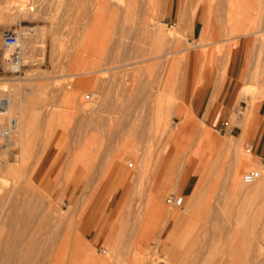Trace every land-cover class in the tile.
Segmentation results:
<instances>
[{
	"label": "rangeland",
	"instance_id": "374dc122",
	"mask_svg": "<svg viewBox=\"0 0 264 264\" xmlns=\"http://www.w3.org/2000/svg\"><path fill=\"white\" fill-rule=\"evenodd\" d=\"M99 1L0 0V99L7 100L4 112H0V133L11 118L20 115L25 129V135L14 133L16 137L12 136L7 150L8 142L0 135V165L20 169L12 174L0 171V193H9L7 202L11 199L19 206L27 192V203L32 206L28 203L25 208H29L28 224L24 223L23 229L44 242L50 228L39 225L44 210L36 205V199L45 201L58 181H63L70 163L81 160V164L100 166L122 156L126 158L122 166L127 180L113 190V205L107 202L93 220L91 217L86 231L79 235L83 237V243L78 240L80 249L106 260H123L129 249L127 243L132 246L133 235L139 230L137 217L151 207L147 203L152 196L156 206H152L154 216L148 218L149 238L138 244L148 245L145 255L149 260L159 257V264H264V161L248 140L234 137L237 128L245 130L248 125L253 98L264 91V84L260 91L258 86L244 87L242 92L253 98L245 100L246 109L240 115L226 119L227 129L208 125L197 111L201 92L221 80L233 40L242 35L256 37L255 81L264 80V0ZM198 20L205 24L204 36L191 40L192 27ZM28 28L34 31L24 44L25 65L16 72L3 37L7 31L26 32ZM156 30L170 37L164 45L167 48L161 51L155 40ZM169 51L174 53L154 58ZM166 64L165 78L161 71ZM92 65L100 71L88 73ZM92 76L96 81L92 82ZM12 97L19 105L10 113ZM217 142L225 143V147ZM129 162H136L137 170L128 166ZM98 168L93 172L100 175L91 172L93 182L107 175ZM251 170L259 172L258 188L243 182L244 174ZM136 176L139 180L132 188L134 194L130 192L139 201L132 206L131 223L125 221L131 227L125 222L120 227L116 209L127 181ZM103 180L93 194L89 193L81 218ZM27 183L30 186H25ZM199 198L201 210L195 213ZM61 200L58 194L53 205L67 210L69 198ZM192 214L194 221L179 226L174 238L171 233L167 235L169 240L173 238L169 243L164 237L170 220L166 218ZM179 221L177 218L175 226ZM66 228L63 222L51 231L56 237ZM14 229L18 231V227ZM6 231L2 225L0 245L8 241V235H3ZM157 240L163 250L156 254L152 252ZM134 253L129 264L133 258L134 262L142 258ZM4 258L0 248V264L7 261ZM37 258L32 255L31 262H39ZM61 263L78 264L69 258Z\"/></svg>",
	"mask_w": 264,
	"mask_h": 264
},
{
	"label": "bare ground",
	"instance_id": "6f19581e",
	"mask_svg": "<svg viewBox=\"0 0 264 264\" xmlns=\"http://www.w3.org/2000/svg\"><path fill=\"white\" fill-rule=\"evenodd\" d=\"M219 1V0H218ZM228 1V0H227ZM247 1V0H246ZM251 2V0H249ZM100 3H106L105 0H100L99 1ZM220 2V1H219ZM234 2V1H233ZM246 3V2H245ZM249 4V3H248ZM73 5V4H72ZM193 5V4H192ZM250 5V4H249ZM245 6V5H244ZM253 6V5H252ZM24 8V7H23ZM27 8V7H26ZM237 8V7H236ZM250 9V8H249ZM20 10V9H19ZM25 10V9H24ZM77 10V9H76ZM248 11V10H247ZM231 12V11H230ZM241 13V12H239ZM18 14V13H17ZM16 14V15H17ZM249 14V13H248ZM240 15V14H239ZM250 15V14H249ZM246 16V15H245ZM235 20V19H234ZM240 21V20H239ZM241 24V23H240ZM144 29L147 30L146 27H144ZM251 29V28H250ZM249 29V30H250ZM264 29V28H263ZM29 30V29H28ZM26 30V32L28 31ZM162 30V29H161ZM161 30H156L155 32V37H156V42H157V45H158V49L159 51H161V49L164 47L166 41L170 38L168 34H166L165 32H162ZM177 30V29H175ZM34 31V30H33ZM26 32H21L19 31V35H20V40L22 42V45L23 47L24 44H25V41L27 40V38L29 37V35L31 34H27ZM154 34V32L152 33ZM175 36V35H174ZM154 37V38H155ZM175 39V38H174ZM175 41V40H174ZM206 44V43H205ZM116 45V44H115ZM118 46L120 45L119 43L117 44ZM165 49L167 47H164ZM163 49V50H165ZM162 50V52H163ZM175 51V50H174ZM174 51H169L168 53L166 52L164 55L163 54H158L156 56H154V58H162L163 56H168L172 53H174ZM165 52V51H164ZM6 53L8 54V56L10 57L11 55V50L7 48V51ZM95 56V55H94ZM170 57V56H169ZM24 58H25V54H24ZM90 58V57H89ZM153 58V59H154ZM87 61V60H86ZM93 61V60H91ZM159 61V60H158ZM173 61V60H172ZM175 61V60H174ZM181 61V60H180ZM88 63V62H87ZM172 63V62H171ZM170 63V64H171ZM175 63V62H174ZM174 63H172V66L175 65ZM182 64V63H181ZM96 65V63H95ZM170 66V67H172ZM88 67V65H87ZM99 67V66H98ZM16 72H20L21 69H17L16 67H12ZM92 71H89L88 73H92V74H96L97 72L100 71V69H96L95 67H93L92 65ZM105 69V68H103ZM89 70H90V67H89ZM110 70V69H109ZM84 71V70H83ZM105 72L106 69L104 70ZM82 72V71H81ZM87 72V71H86ZM101 72H102V68H101ZM162 76L166 78V73L167 72V64L166 66L164 65V68L162 69ZM171 72V71H170ZM172 73V72H171ZM81 74V73H80ZM91 74V75H92ZM78 75V74H77ZM75 75V76H77ZM168 76V75H167ZM82 77V75H81ZM172 77V76H171ZM87 80V79H86ZM98 80V79H97ZM93 81H96V78L94 76H92V82ZM78 82V81H77ZM83 84V83H82ZM85 85V84H84ZM11 105H10V113H13L11 111H14V108L16 106L19 105V103L17 102V98L16 97H12L11 98ZM3 103L4 106H3V109L0 108V112L3 113L6 106H7V100H6V97H3L2 99H0V104ZM17 108V107H16ZM19 109V108H18ZM21 115L20 116H15L13 118L10 119V121L7 122V125L4 126L3 130L1 131L0 135L2 137V140H5L7 141V147H6V150L7 148L9 147L10 145V139L12 138V136L14 135L16 137V134H14L15 132H19L20 134L18 135H25V129H24V126L22 124V117ZM24 119V118H23ZM16 122V126L13 128L12 127V123L13 122ZM25 121V120H24ZM123 128V127H122ZM125 128V127H124ZM28 130V129H27ZM114 133V132H113ZM118 133V132H117ZM109 134V133H108ZM116 134V133H115ZM13 136V138H14ZM19 136V137H20ZM94 136V135H93ZM105 136V135H104ZM110 136V135H109ZM18 137V136H17ZM117 138V136H116ZM94 139V138H93ZM109 139V138H108ZM118 139V138H117ZM14 140V139H12ZM18 140V139H16ZM15 140V141H16ZM112 140V139H111ZM115 141V139H114ZM4 143V142H2ZM14 143V141H13ZM97 143V142H96ZM114 143V142H113ZM219 146H224L225 147V143L222 144L219 142H217ZM1 144V143H0ZM15 144V143H14ZM107 144H109V142H107ZM100 145V144H99ZM12 146V145H11ZM3 147V146H2ZM98 147V146H97ZM101 148V147H100ZM5 152V151H4ZM97 154V153H96ZM111 156V155H110ZM121 156V155H120ZM98 157V156H97ZM247 157H250V154L247 153ZM109 158V157H108ZM107 158V159H108ZM114 158V157H113ZM112 158V159H113ZM99 159V158H98ZM105 158H103L104 160ZM6 160V159H5ZM106 160V159H105ZM104 160V161H105ZM110 160V159H108ZM107 160V161H108ZM126 160V158H125ZM123 159V157H117V159H114L113 161L111 162H107L98 166L96 163H93L90 162V163H84V164H81V162H84V161H81L79 163L77 162H74V163H70L69 166H67V170L65 173L66 176H62L64 177L61 178L63 179V181H58L56 179V181H58V185L56 188H54V191L52 190V193L50 195H48L47 193V197L44 199L45 201L44 202H39V200H37L36 198V202H37V206L40 205V207L42 208V211L44 210V214H41L42 218H41V224H39L40 226H43V227H48L49 231L46 233V238L44 239V242L42 241H38V239L36 237L32 235H29L28 232L23 229L25 228L24 226V223L26 221V218H27V210L29 211V208L25 210L26 206L28 205L27 203V199H26V196H27V192L25 190H23L24 192V198L20 199L22 200L21 203L19 202V206H17L15 203H13L10 199V202H12V204H10V202L8 203L7 200V196H9V193H0V227L5 226V228H7V231L5 234V236L8 235V241H6L3 245H0V248L3 250L4 254H5V258L4 259H7L6 262H4L3 264H62L61 262H63V260H66L67 258H69L70 260L72 261H75L77 262L78 264H129L128 263V259L130 256L137 253L136 257L137 256H141L142 258H140L139 261L137 262H134L136 260V258L133 260L130 261V264H159V257H154V258H151V260H149L148 256L145 255V251H146V248H148V245H145L144 246H141L138 245L140 244V242H143V239L144 238H149V235H148V231L147 229H149L150 227V223L148 222V218H150V216H154V215H151V213L153 212V208L152 206H156L155 205V202L154 200L151 198L152 196H150V200L148 201V203L146 202V200H143L145 201V203L148 204V206H151L149 208H145L144 210V214L141 215L139 214V212H137L139 215L138 220L137 221V225H138V232L133 235L135 238H133V243L132 241H130L132 243V246H130L128 243V247L129 249L126 251V254H125V257L122 258L121 257H118L121 261L118 262V260L116 262L110 260V258L108 259V255L106 254V259H103V258H100V257H97V254L95 253H91L90 250H82L80 249L79 247V243H78V240H80L81 238L83 237H80L82 233H84L87 229V225L89 223V221L91 220V217H92V220L94 219V214L98 211V209H100L102 206L105 207L107 202L110 201V204L111 206L113 205L114 201H115V196H112V192L113 190L116 188V186H123L127 180V174H126V170L124 169V167L122 166V163L125 161ZM7 161V160H6ZM5 161V162H6ZM78 161V160H77ZM123 161V162H122ZM128 162V161H127ZM7 163V162H6ZM5 163V164H6ZM136 163V162H134ZM134 163H128V166H130L131 168L132 167H135L134 166ZM136 165V164H135ZM3 166V165H2ZM0 165V171H3L5 172V174H12V173H16L17 171H19L20 169H18V167L16 168L15 166L13 165H8L5 166V167H2ZM127 166V167H128ZM137 166V165H136ZM97 167H99L100 169H102V171L104 172H107V175L105 176L104 180H103V177H97L98 180H96L95 182H93V178L95 175L97 174H94L93 170ZM20 168V167H19ZM98 168V169H99ZM136 168V169H135ZM134 168V171L137 170V167ZM95 169V170H96ZM100 169L98 171H100ZM104 169V170H103ZM129 169V168H128ZM127 169V170H128ZM133 169V168H132ZM235 171V170H234ZM251 171H255V170H251ZM2 172V173H3ZM94 174V176L91 177V174L92 173ZM97 172V170H96ZM258 172V171H256ZM136 173V172H135ZM92 174V175H93ZM236 174V173H235ZM259 174V172H258ZM100 175V174H98ZM97 175V176H98ZM234 175V174H233ZM61 176V177H62ZM260 177V175H259ZM101 180H103L102 182V185H101V188H100V191L99 193L95 196L94 200H92L90 206L88 207V209L86 210V212L84 213V215L82 216V218L80 217L81 215V211H83L84 209V206L87 202V199H88V196H89V193L92 191V194H93V191L94 189L97 187V185L101 182ZM139 180V177L136 176L131 178L130 180L127 181L125 187H124V191L122 193V196H121V199H120V204L119 206L117 207L116 211L118 212V221L119 223L121 224L120 227H122L123 223L131 218L129 216L130 215V212L134 209L132 206H137V200L136 201V198L134 200V197H131V193L134 191V189L132 190V188H135L136 185H137V182ZM239 180V179H238ZM258 181H259V178L253 183L254 185L252 184H247L249 186H252L254 188H258ZM93 182V184H92ZM244 182V180H243ZM30 183V182H29ZM245 183V182H244ZM73 184V186H72ZM130 184H133L132 186ZM246 184V183H245ZM27 185L28 187V183L25 184V186ZM233 185L234 187H236L238 185L237 183V179L235 180V178L233 179ZM23 186V189L27 188ZM30 186V185H29ZM72 186V187H71ZM179 186V185H178ZM177 186V187H178ZM25 187V188H24ZM32 187V186H31ZM40 187V186H39ZM180 187V186H179ZM20 188V187H19ZM28 189V188H27ZM38 189V187H37ZM130 189L132 190V192H130ZM197 189V188H196ZM43 190V189H42ZM195 190V189H194ZM38 191V190H37ZM118 191V190H117ZM22 192V193H23ZM44 192V191H43ZM29 193V192H28ZM31 193V192H30ZM39 193V192H38ZM32 194V193H31ZM59 196L61 195V198L63 201L65 198H69V202H70V206L67 210H64L62 209L61 207H55L53 205V199L55 196ZM134 194V192H133ZM193 197L196 196L197 194V190L193 191L192 193ZM33 195V194H32ZM31 196V195H30ZM34 196V195H33ZM39 196V195H38ZM41 196V194H40ZM134 196V195H133ZM37 197V195L35 196ZM42 197L44 198V196L42 195ZM40 197V198H42ZM136 197V196H135ZM143 197V196H142ZM30 198H33V197H30ZM147 199V198H146ZM142 200V199H141ZM198 200V199H197ZM197 200L195 201V203L197 204V212H199L201 210V199L199 198V201L197 202ZM102 201V203L100 204V202ZM135 202L134 205H132V202ZM35 202V203H36ZM133 202V203H134ZM141 202V201H140ZM139 202V203H140ZM33 203V201H32ZM31 203V204H32ZM196 204H193L194 207L196 206ZM30 205V203H29ZM34 205V204H33ZM140 205V204H138ZM145 205V204H144ZM32 206V205H30ZM35 206V205H34ZM36 206V207H37ZM141 206V209H142V205ZM188 206V205H187ZM186 206V207H187ZM132 207V208H131ZM38 208V207H37ZM35 208V209H37ZM44 208V209H43ZM111 208V207H110ZM128 208L127 212L128 214H126L124 211L125 209ZM152 208V209H151ZM18 209H20L21 211H19ZM34 209V210H35ZM136 209V208H135ZM186 209V208H185ZM190 209V208H189ZM33 210V209H31ZM156 210V208L154 209ZM37 211V210H36ZM137 211V210H136ZM139 211V210H138ZM157 211V210H156ZM155 211V212H156ZM161 211V210H159ZM192 211V212H193ZM158 212V211H157ZM189 212V211H188ZM41 213V212H40ZM124 213V214H123ZM132 213V212H131ZM140 213H143V212H140ZM167 213V212H166ZM186 213V212H185ZM194 213V214H195ZM178 214V213H177ZM176 214V215H177ZM194 214H192L191 216H187V215H184L182 217H177V218H180V221L176 224L177 226H175L174 222L177 220V218H170L171 215H169V218H166V219H170L169 220V225H168V228L166 229V232L164 233V237L166 238V240H169L168 236L170 233L172 234L173 238L175 237L174 235L178 232L177 228L179 226H182L186 221L189 220V222L191 221H194ZM160 216V215H159ZM178 216V215H177ZM181 216V215H180ZM97 217V216H96ZM134 216H132L133 218ZM136 218V217H134ZM133 218V219H134ZM32 219V218H31ZM43 220V221H42ZM137 220V219H136ZM135 221V220H133ZM152 221V219H151ZM157 221V220H156ZM168 221V220H167ZM166 221V222H167ZM29 222V221H28ZM43 222V223H42ZM63 222H66L67 225H68V228H66V231L64 232H60V234L56 237H54L53 233H52V229L51 228H54L55 226H60ZM130 222V221H129ZM128 222V223H129ZM126 223V222H125ZM131 223V222H130ZM136 223V222H135ZM25 224H28V223H25ZM119 224V225H120ZM134 224V223H133ZM188 224V223H187ZM191 224V223H190ZM127 225V223H126ZM186 225V223L184 224ZM18 227V231L17 232H14V228ZM39 226V228H40ZM128 226V225H127ZM189 226V225H188ZM191 226V225H190ZM129 227V226H128ZM131 227V226H130ZM129 227V228H130ZM133 227V226H132ZM153 227V226H152ZM20 228V230H19ZM135 227H133L134 229ZM154 228V227H153ZM183 228V227H182ZM132 229V228H131ZM163 229V228H161ZM177 229V230H176ZM16 231V230H15ZM38 231H42V229H38ZM120 231V230H119ZM152 231H154L152 229ZM173 231V233H172ZM177 231V232H176ZM180 231V229H179ZM133 232V231H132ZM131 230H130V233H132ZM163 232V231H161ZM176 232V233H175ZM152 233V232H151ZM133 234V233H132ZM153 234V233H152ZM162 234V233H161ZM80 235V236H79ZM116 235V234H115ZM151 235V234H150ZM127 236H130L127 234ZM132 236V235H131ZM132 236V237H133ZM160 236V235H159ZM170 236V235H169ZM171 236V237H172ZM179 236V234H178ZM80 237V238H79ZM156 238L159 240L160 237L158 238V236H156ZM173 238L170 240H173ZM83 240V239H82ZM82 240H80L82 242ZM132 240V239H130ZM148 240V239H147ZM157 240V242H158ZM169 240V241H170ZM115 242V241H114ZM113 242V244H114ZM83 243V242H82ZM117 243H119V241H117ZM144 243V242H143ZM146 244L148 243L147 241L145 242ZM171 243V241L169 242ZM20 244V246H19ZM22 244V245H21ZM86 243H84L85 245ZM112 244V245H113ZM125 245V244H124ZM125 245V246H127ZM112 247V246H111ZM120 247V245H119ZM166 247V246H165ZM83 248H85V246H83ZM116 248V247H115ZM122 248V247H121ZM120 248V250H121ZM150 248V247H149ZM154 248V247H153ZM151 248V249H153ZM87 249V248H85ZM127 249V248H126ZM159 249L163 250V248L160 246V241L157 243V245H155V248L153 249L154 252L152 253H156L157 251H159ZM165 249V248H164ZM114 250V249H113ZM117 250V248H116ZM123 250V251H122ZM121 251L124 252V247ZM87 251H90L89 253ZM97 251V250H96ZM148 251V250H147ZM108 252V251H107ZM112 253V252H111ZM116 254L117 251H115ZM120 253V252H119ZM125 253V252H124ZM149 253V251H148ZM147 254V253H146ZM150 254V253H149ZM157 254V253H156ZM32 255H37V257L40 259L39 262L37 261V263L35 262H31V257ZM114 255V254H113ZM120 255V254H119ZM118 255V256H119ZM100 256V255H99ZM134 256V255H133ZM104 257V256H103ZM112 257V255H111ZM168 257V256H167ZM182 257V256H181ZM37 258V259H38ZM8 259L10 260V262H8ZM112 259V258H111ZM114 259V258H113ZM264 259V258H263ZM33 260V259H32ZM172 261V260H171ZM163 262V261H162ZM203 262V261H202ZM171 263V262H170ZM258 263V262H257ZM261 263V262H260ZM163 264V263H162ZM195 264V263H194Z\"/></svg>",
	"mask_w": 264,
	"mask_h": 264
},
{
	"label": "crops",
	"instance_id": "0c3cea01",
	"mask_svg": "<svg viewBox=\"0 0 264 264\" xmlns=\"http://www.w3.org/2000/svg\"><path fill=\"white\" fill-rule=\"evenodd\" d=\"M204 32L205 24L198 20L192 27L191 40L202 39ZM258 49L254 35H242L233 40L221 80L217 85L204 89L198 99V116L208 125L227 129L226 119L232 114L240 115L246 109L243 107L245 100L253 98L242 92L244 87L258 86V91L261 90L264 80L255 81ZM253 99L255 103L250 108V121L245 130L237 128L234 137L248 140L254 153L264 158V91Z\"/></svg>",
	"mask_w": 264,
	"mask_h": 264
},
{
	"label": "built area",
	"instance_id": "2783aa9c",
	"mask_svg": "<svg viewBox=\"0 0 264 264\" xmlns=\"http://www.w3.org/2000/svg\"><path fill=\"white\" fill-rule=\"evenodd\" d=\"M29 30L26 32L27 34H31L33 32L32 28H28ZM3 45L11 50L10 55V64L12 67H16L17 69H22L25 65L24 58V47L20 40V35L18 30H10L5 32L3 37ZM4 104H0V108L3 109ZM16 126V122L12 123V127ZM264 161V158L262 159ZM259 178V174L256 171H248L244 174L243 180L246 184H253ZM182 203L180 200L179 204Z\"/></svg>",
	"mask_w": 264,
	"mask_h": 264
}]
</instances>
